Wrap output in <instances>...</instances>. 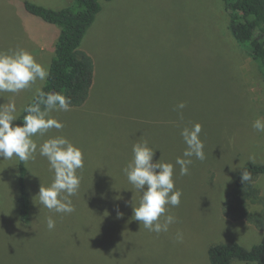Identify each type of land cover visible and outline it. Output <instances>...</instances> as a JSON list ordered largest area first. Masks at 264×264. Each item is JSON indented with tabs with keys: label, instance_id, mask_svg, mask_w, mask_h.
Here are the masks:
<instances>
[{
	"label": "rangeland",
	"instance_id": "rangeland-1",
	"mask_svg": "<svg viewBox=\"0 0 264 264\" xmlns=\"http://www.w3.org/2000/svg\"><path fill=\"white\" fill-rule=\"evenodd\" d=\"M74 1L0 0V51L24 48L50 70L61 29L29 14L24 4L62 10ZM80 50L94 61L86 105L51 113L63 129L34 137L40 144L62 135L82 149L81 185L71 198L76 210L57 214L40 205V186H49L53 173L37 153L26 162L33 219L23 225L19 160L0 158V264H211L213 245H258L262 231L222 213L239 171L249 162L264 164V133L252 128L254 119L264 118V73L234 39L223 0L105 2ZM45 83L0 93V104L14 100L18 119ZM181 102L186 107L178 112ZM193 123L202 125L206 159L193 157L187 176L175 167L183 195L169 214L177 222L157 235L134 220L132 204L138 206L141 194L122 168L141 138L157 150L154 160L175 164L186 147L180 131ZM256 186L264 196V175ZM49 216L56 221L53 230ZM178 231L183 242L175 239Z\"/></svg>",
	"mask_w": 264,
	"mask_h": 264
},
{
	"label": "clouds",
	"instance_id": "clouds-1",
	"mask_svg": "<svg viewBox=\"0 0 264 264\" xmlns=\"http://www.w3.org/2000/svg\"><path fill=\"white\" fill-rule=\"evenodd\" d=\"M50 76L49 68L38 63L34 55L24 48L0 51V93L18 94L32 89L37 81L44 82ZM70 97L60 92H45L41 87L34 91L33 100L23 108L26 113L21 124L17 119V106L14 100L0 104V158L12 160L14 157L26 163L40 157L46 158L53 179L49 186H40L38 197L40 205L50 212L71 214L75 212L72 197L79 192L81 177L77 170L83 169L85 160L82 149L62 135L51 136L38 144L34 137H44L50 130L60 131L63 123L51 113L69 111ZM186 107L181 102L175 110L182 112ZM182 118V117H181ZM252 128L258 133H264V118H256ZM202 125L193 123L180 131L185 149L175 164L154 160V150L147 140L139 139L131 148L132 157L122 173L126 176L132 188L139 192L138 206L133 207L134 220L142 223L149 232L167 233L177 218L169 214L170 208H176L181 203L182 191L176 187L174 179L175 167L179 166V175L187 176L193 157L204 161L205 145L201 139ZM254 159V157H249ZM241 182H250L252 175L249 171H241ZM117 218L123 213L116 209ZM56 221L49 216L47 228L53 230ZM175 239L183 242V234L177 232Z\"/></svg>",
	"mask_w": 264,
	"mask_h": 264
},
{
	"label": "trees",
	"instance_id": "trees-1",
	"mask_svg": "<svg viewBox=\"0 0 264 264\" xmlns=\"http://www.w3.org/2000/svg\"><path fill=\"white\" fill-rule=\"evenodd\" d=\"M113 0H75L62 10H53L31 2H25V10L48 24L57 25L61 31L50 66V76L46 80L45 92H60L71 99L70 108L83 106L89 98L94 82V61L80 50L89 29L103 10V3ZM229 16V30L236 42L247 48L250 55L261 66L264 73V0H223ZM22 112L15 123L21 124ZM18 210L23 225H31V199L26 179V163L18 165ZM252 175L250 182H241V171ZM264 175V164L247 163L238 173L232 190L223 204V215L232 221H246L264 233V196L256 186L257 179ZM253 206L262 207L255 212ZM211 264H264V235L258 245L251 249L238 243L213 245L208 251Z\"/></svg>",
	"mask_w": 264,
	"mask_h": 264
},
{
	"label": "crops",
	"instance_id": "crops-1",
	"mask_svg": "<svg viewBox=\"0 0 264 264\" xmlns=\"http://www.w3.org/2000/svg\"><path fill=\"white\" fill-rule=\"evenodd\" d=\"M55 49H56V48H55ZM88 102H89V101H88ZM88 102H87V103H88ZM88 104H89V103H88ZM84 105H86V103H85ZM84 105H83V106H84ZM81 107H82V106H81ZM78 108H79V107H78Z\"/></svg>",
	"mask_w": 264,
	"mask_h": 264
}]
</instances>
